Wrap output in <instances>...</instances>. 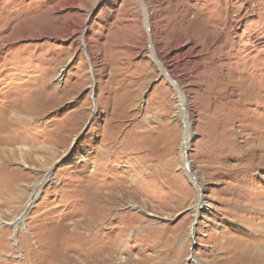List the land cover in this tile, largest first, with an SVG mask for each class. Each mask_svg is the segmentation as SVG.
<instances>
[{
  "label": "rangeland",
  "instance_id": "obj_1",
  "mask_svg": "<svg viewBox=\"0 0 264 264\" xmlns=\"http://www.w3.org/2000/svg\"><path fill=\"white\" fill-rule=\"evenodd\" d=\"M188 263L264 264V0H0V264Z\"/></svg>",
  "mask_w": 264,
  "mask_h": 264
},
{
  "label": "bare ground",
  "instance_id": "obj_2",
  "mask_svg": "<svg viewBox=\"0 0 264 264\" xmlns=\"http://www.w3.org/2000/svg\"><path fill=\"white\" fill-rule=\"evenodd\" d=\"M142 9H143V13H144V21H145V27L146 30L149 32L150 30V13L148 14L146 11V5L142 3ZM150 46V56L151 58L158 64L160 71L162 72V74H164L166 80L169 81V83L173 86V88L175 89L178 99H179V105H178V109H179V113L181 114V117L183 119V121L186 123L185 127H186V132L184 135V140L182 143V151H186L188 148V140L190 137V133H189V121H188V115H187V108L185 105V101L183 99L182 93H181V89L179 87L178 82L174 79L172 73L170 72V70L168 69L167 65L162 61V59L159 57L155 46L152 43H149ZM187 167V166H186ZM188 168V167H187ZM190 179L192 181V183L197 187V193H198V197H197V201H198V205H196L195 207L198 208L201 205V202L203 203V205H207V203L201 201V191L203 190V186L201 184V182H199L198 180H196V177H192L190 176ZM48 179L46 178V181ZM45 182V181H44ZM43 182V183H44ZM42 183V184H43ZM41 185V184H40ZM39 188L38 184L34 187V192L32 193V197L28 199L26 207L24 209V212L21 213L20 215H18L17 217H15V219L13 220L12 224L14 225V228H18L19 225L21 224V222H23L24 220V215L26 210L29 208V205L31 204V199H33L39 192Z\"/></svg>",
  "mask_w": 264,
  "mask_h": 264
},
{
  "label": "water",
  "instance_id": "obj_3",
  "mask_svg": "<svg viewBox=\"0 0 264 264\" xmlns=\"http://www.w3.org/2000/svg\"><path fill=\"white\" fill-rule=\"evenodd\" d=\"M189 264V263H188Z\"/></svg>",
  "mask_w": 264,
  "mask_h": 264
}]
</instances>
